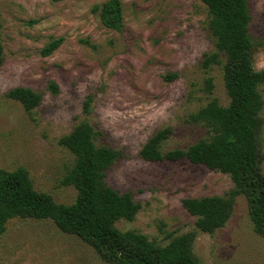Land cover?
Segmentation results:
<instances>
[{
  "label": "rangeland",
  "instance_id": "rangeland-1",
  "mask_svg": "<svg viewBox=\"0 0 264 264\" xmlns=\"http://www.w3.org/2000/svg\"><path fill=\"white\" fill-rule=\"evenodd\" d=\"M107 0H0V170L24 167L33 187L69 204L76 196L61 178L73 162L58 143L78 122L92 125L96 144L120 156L105 182L129 192L139 204L135 217L115 226L165 244L194 232L192 252L200 264H264V238L252 227L244 195L237 196L227 222L211 233L198 230L182 206L186 197L221 195L232 186L227 173L185 158L145 160L139 151L158 129L171 132L161 148H186L207 136L186 116L214 97L228 103L221 66L200 62L213 48L200 0H119L120 28L105 27L95 5ZM253 66L264 67V0H247ZM62 38L49 54L44 47ZM176 76L169 78L170 74ZM213 88H204L206 77ZM54 81L56 93L48 87ZM24 86L41 94L30 112L5 93ZM258 135L264 155V83ZM90 97L89 112L83 103ZM264 174V156L261 162ZM0 264H108L78 236L50 219L10 218L0 235Z\"/></svg>",
  "mask_w": 264,
  "mask_h": 264
},
{
  "label": "trees",
  "instance_id": "trees-1",
  "mask_svg": "<svg viewBox=\"0 0 264 264\" xmlns=\"http://www.w3.org/2000/svg\"><path fill=\"white\" fill-rule=\"evenodd\" d=\"M206 7V28L213 48L205 52L200 66L208 71L221 66L228 103L221 105L212 97L186 116L187 122L203 125L207 136L186 148L163 151L162 142L171 128L158 129L145 141L139 154L145 160H177L185 158L209 169L229 174L233 186L221 195L186 197L181 200L185 210L195 217V227L211 233L230 218L237 196L244 195L253 230L264 238V174L263 154L258 135L262 126V98L259 86L264 83V67L253 66L252 43L248 32L251 21L247 0H200ZM101 23L119 29L122 8L119 0L95 5ZM1 32V21H0ZM62 38L49 42L43 49L51 53ZM3 50L0 39V64ZM176 74H170L169 78ZM54 93V81L48 84ZM204 88H213L206 77ZM30 112L41 101V94L31 88L17 86L5 93ZM90 97L83 103L89 112ZM96 132L86 121L78 122L58 143L73 156L61 184L76 190L73 202H56L51 195L33 187L28 171L17 167L0 170V235L10 218L50 219L63 232L87 242L108 264H200L192 252L194 232L176 236L168 234L165 244H157L139 232L122 231L115 226L119 219L132 220L138 209L129 192L120 193L105 182L106 170L120 156V151L94 141Z\"/></svg>",
  "mask_w": 264,
  "mask_h": 264
}]
</instances>
